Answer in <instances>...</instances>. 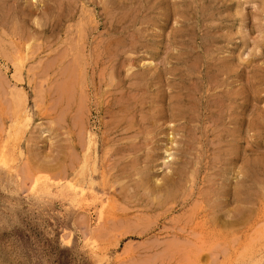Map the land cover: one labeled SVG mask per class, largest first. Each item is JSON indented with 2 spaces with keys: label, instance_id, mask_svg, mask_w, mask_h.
<instances>
[{
  "label": "rangeland",
  "instance_id": "1",
  "mask_svg": "<svg viewBox=\"0 0 264 264\" xmlns=\"http://www.w3.org/2000/svg\"><path fill=\"white\" fill-rule=\"evenodd\" d=\"M0 191V264H264V0H0Z\"/></svg>",
  "mask_w": 264,
  "mask_h": 264
},
{
  "label": "bare ground",
  "instance_id": "2",
  "mask_svg": "<svg viewBox=\"0 0 264 264\" xmlns=\"http://www.w3.org/2000/svg\"><path fill=\"white\" fill-rule=\"evenodd\" d=\"M73 6H74V5H73ZM177 17H178V16H177ZM79 41H80V40H79ZM108 43H109V42H108ZM114 48H115V47H114ZM25 51H26V50H25ZM77 51H78V50H77ZM78 52H79V51H78ZM79 53H80V55H79L78 53H76V55L78 54L77 56L80 57L82 53H81V52H79ZM92 53H93V52H92ZM72 54H73V53H72ZM83 54H84V53H83ZM77 58H78V57H77ZM25 59H28V58L26 57ZM60 61H61V60H60ZM83 61H84V60H83ZM64 63H65V62H64ZM220 64H221V63H220ZM64 65H65V64H64ZM67 65H68V64H67ZM67 65H66V66H67ZM227 65H228V64H227ZM74 67H75V66H74ZM111 67H112V66H111ZM71 68H72V67H71ZM224 68H225L224 65L221 66V69H222L221 71H222V72H224ZM217 69H218V67H217ZM228 69H229V67H228ZM228 69H227V70H228ZM61 70H62V69H61ZM71 70H72V69H71ZM71 70H70V71H71ZM76 70H77V69H76ZM65 71H66V70H65ZM65 71H64V72H65ZM67 71H68V70H67ZM77 71H78V70H77ZM228 71H229V70H228ZM225 72H226V71H225ZM225 72H224V73H225ZM69 73H70V72H69ZM74 73H75V72H74ZM74 73H73V74H74ZM71 75H72V74H71ZM72 76H73V75H72ZM69 77H70V76H69ZM211 77H212V76H211ZM213 77H214V76H213ZM216 77H217V76H216ZM216 77H215V78H216ZM73 78H74V77H73ZM79 78H80V77H79ZM209 78H210V77H209ZM70 79H71V78H70ZM70 79H69V80H70ZM218 79H219V78H218ZM218 79H217V82L219 81ZM65 80H66V79H65ZM75 81H76V79H75ZM222 81H224V79H223ZM214 82H215V81H214ZM220 82H221V81H220ZM68 83H69L70 87L73 85L72 81H70V82H68ZM84 83H85V82H84ZM221 83H222V82H221ZM71 84H72V85H71ZM108 84H109V83H108ZM217 84H218V83H217ZM223 84H224V83H223ZM67 85H68V84H67ZM74 85H75V84H74ZM213 85H215V84H213ZM82 86H83V85H82ZM210 86H211V83H210ZM210 86H209V87H210ZM215 86H216V85H215ZM223 86H225V85H223ZM66 87H68V86H64V87L62 88L63 93H66V92L68 93V91L65 92V88H66ZM70 87L67 88V90L70 89ZM72 87H73V86H72ZM78 87H79V86H78ZM211 87H212V86H211ZM213 87H214V86H213ZM213 87H212V89H213ZM216 87H217V86H216ZM217 88H220V86L217 87ZM204 89H205V88H204ZM220 89H221V88H220ZM222 89H223V88H222ZM222 89H221V90H222ZM58 90H60V89H58ZM221 90H219L220 93H221V92L224 93V92L227 91V90H226V91H225V90H222V91H221ZM69 91H71V89H70ZM60 92H61V91H60ZM78 92H79V91H78ZM83 92H84V91H83ZM229 92H230V91H229ZM229 92H226V95H225V96L228 95V96H227L228 98H229V96H230V93H229ZM69 93H70V92H69ZM227 93H228V94H227ZM224 94H225V93H224ZM224 94H222V95H224ZM66 95L69 96L68 94H66ZM218 95H219V94H218ZM83 96H84V95H82V97H83ZM60 97H61V96H60ZM85 97H86V95H85ZM121 97H122V96H121ZM220 97H221V96H220ZM223 97H224V96H223ZM61 98H62V97H61ZM72 98H74V97H72ZM78 98L80 99L79 96H78ZM83 98H84V97H83ZM218 98H219V97H218ZM218 98H217V96H216V99H218ZM224 98H225V97H224ZM79 99H78V100H79ZM214 99H215V98H213V100H214ZM220 99H221V98H220ZM222 99H223V98H222ZM226 99H227V98H226ZM226 99H224V100H226ZM230 99H231V98H230ZM65 100H66V99H65ZM232 100H233V99H232ZM66 101H67V100H66ZM216 101H217V100H216ZM218 101H219V100H218ZM222 101H223V100H222ZM222 101L220 100L218 103H220V102H222ZM226 101H227V100H226ZM67 102H68V101H67ZM73 102H75V101H73ZM77 102H79V101H77ZM208 102H209V101H208ZM208 102H207V103H208ZM213 102H214V101H213ZM83 103H84V102H83ZM131 103H132V102H131ZM133 103H134V102H133ZM137 103H138V102H137ZM209 103H210V102H209ZM225 103H226V102H225ZM227 103H228V102H227ZM67 104H69V103H67ZM221 104H222V103H221ZM79 105H80V103H78V105H76L75 107H79ZM126 105H127V104H126ZM128 105H129V104H128ZM128 105H127V106H128ZM212 105H213V103H212ZM217 105H218V104H217ZM223 105H224V104H223ZM228 105H229V104H228ZM130 106L133 107L134 105L132 104V105H130ZM130 106H128V107H130ZM192 106H193V105H192ZM213 106H215V105H213ZM219 106H220V104H219ZM219 106H216L215 108H218ZM233 106H234V105H233ZM132 107H131V108H132ZM193 107H194V106H193ZM206 107H207V106H206ZM206 107H205V108H206ZM222 108H223V107H222ZM82 109H83V107H82ZM121 109H122V108H121ZM125 109H126V108H125ZM207 109L210 110L208 107H207ZM219 109H221V107H220ZM223 109H225V107H224ZM228 109H229V107L227 108V111H229ZM211 110H212V109H211ZM220 111H221V110H220ZM225 111H226V110H225ZM227 111H226V113H228ZM76 112H77V111H76ZM212 112H213V111H212ZM214 112H215V110H214ZM221 112H222V111H221ZM229 112H230V111H229ZM231 112H232V111H231ZM63 113H64V112H63ZM65 113H66V112H65ZM77 113H78V112H77ZM117 113H118V112H117ZM206 113H210V112H206ZM83 114H84V113H83ZM122 114H123V113H122ZM126 114H127V113H126ZM210 114H211V116H212V113H210ZM219 114H220V113H219ZM229 114H230V113H229ZM123 115H124V114H123ZM128 115H129V114H128ZM217 115H218V113H217ZM217 115H216V116H217ZM80 116H81V115H80ZM120 116H121V117H124V116H122V115H120ZM129 116H130V115H129ZM221 116H222V114H221ZM221 116H220V117H221ZM223 116H224V115H223ZM72 117H73V116H72ZM118 117H119V116H118ZM209 117H210V116H209ZM209 117H208V118H209ZM25 118H26V117H25ZM25 118H24V119H25ZM127 118H128V117H127ZM177 118H178V117H177ZM211 118H212V117H211ZM211 118H210V119H211ZM213 118H214V117H213ZM226 118H227V117H226ZM228 118H229V116H228ZM231 118H232V117H231ZM231 118H230V119H231ZM24 119H23V120H24ZM74 119H76V120H75L76 123H78V121L81 120L80 117H79V114L76 115V118L74 117ZM121 119H122V118H121ZM124 119H125V118H124ZM174 119H175V116H174ZM127 120H129V119H127ZM177 120H178V119H177ZM216 120H217V119H216ZM238 120H242V119H239V118H238ZM107 121H108V120H107ZM125 121H126V120H125ZM212 122H213V121H212ZM214 122H215V119H214ZM240 122H241V121H240ZM76 123H75V124H76ZM70 124H71V123H70ZM75 124H74V125H75ZM102 124H103V123H102ZM237 124H238V123H237ZM82 125H83V124H82ZM241 125H242V124H241ZM71 126H72V125H71ZM76 126H77V125H76ZM233 126H234V125H233ZM222 127H223V126H222ZM234 127L237 128V126H234ZM72 128H73V126H72ZM75 128H76V127H75ZM77 129L80 130V128H78V126H77ZM219 129H220V128H219ZM221 129H223V128H221ZM232 131H233V130H232ZM236 131H237V130H236ZM236 131H235V132H236ZM238 132H239V131H238ZM76 133H78V132H76ZM236 133H237V132H236ZM91 134H92V133H91ZM86 135H87V134H86ZM126 135H127V134H126ZM233 135H234V133H233ZM88 138H90V137H88ZM126 139H128V138H126ZM91 140H92V139H91ZM169 140H170V138H169ZM127 141H128V140H127ZM87 144H89V143H87ZM133 144H134V143H133ZM19 146H20V145H19ZM85 149H86V148H85ZM93 149H94V148H93ZM95 149H96V148H95ZM227 149H228V148H227ZM89 150H90V149H89ZM230 150H231V148H230ZM86 152H87V149H86ZM86 152H85V153H86ZM22 153H23V152H22ZM82 154H83V153H82ZM81 156H82V155H81ZM3 157H4V156H3ZM94 158H95V157H94ZM168 158H169V157H168ZM170 158H171V157H170ZM96 160H97V158H96ZM83 161H84V160H83ZM80 162H81V161H80ZM93 164H94V161H93ZM165 164H166V163H165ZM205 164H206V163H205ZM95 165H96V164H95ZM213 165H214V164H213ZM96 167H97V166H96ZM132 167H133V166H132ZM95 169H97V168H95ZM95 169H94V170H95ZM3 170H4V169H3ZM213 171H214V170H213ZM82 173H83V171H82ZM165 175H166V174H165ZM79 176H80V174H79ZM88 176H89V175H88ZM1 178H2V177H1ZM163 178H164V177H163ZM4 179H5V178H4ZM41 179H42L41 177H37V178L35 179V181L32 183V186H33V187H34V186H37V185L40 183ZM87 179H88V178H87ZM91 179H92V178H91ZM2 180H3V179H2ZM5 180H6V179H5ZM182 180H183V179H182ZM7 181H8V180H7ZM7 181H6V183H7ZM9 181H11V180H9ZM205 181H206V180H205ZM91 182H92V181H91ZM140 182H142V181H140ZM93 183H94V182H93ZM74 184H75V183H74ZM77 184H78V183H77ZM82 184H84V182H83ZM72 185H73V184H72ZM91 185H92V184H91ZM91 185H90V186H91ZM209 185H210V184H209ZM244 185H245V184H244ZM112 186H113V185H112ZM76 187H77V186H76ZM207 187H208V186H207ZM207 187H206V188H207ZM40 188H41V187H40ZM141 188H142V187H141ZM170 188H171V186H170ZM30 189H32V188L30 187ZM69 189H70V188H69ZM155 190H157V189H155ZM158 190H159V189H158ZM158 190H157V191H158ZM177 190H178V189H175V190L170 189V190H168V192H169V194H170V192L173 193V194H176ZM17 191H18V190H17ZM37 191H38V189L36 190V192H37ZM39 191H41V189H40ZM0 192H1V191H0ZM15 192H16V191H15ZM44 192H45V191H44ZM153 192H155V191H153ZM45 193H46V192H45ZM80 193H81V192H80ZM186 193H187V192H186ZM206 193H207V192H206ZM235 193H238V192H235ZM152 194H153V193H152ZM157 194H158V193H157ZM6 195H7V194H6ZM6 195H5V196H6ZM47 195H48V194H46V196H47ZM184 195H185V194H184ZM212 195H213V194H212ZM237 195H238V194H237ZM130 196H131V195H130ZM158 196H159V195H158ZM158 196H157V197H158ZM32 197H33V196H32ZM37 197H38V196H37ZM42 197H43V196H42ZM50 197H51V196H50ZM52 197H53V196H52ZM59 197H60V196H59ZM181 197H183V196H181ZM244 197H245V196H244ZM249 197H250V196H249ZM16 198H17V197H16ZM203 198H204V197H203ZM219 198H221V197H219ZM27 199H28V198H27ZM75 200H76V199H75ZM150 200H151V199H150ZM163 200H164V199H163ZM11 201H12V200H11ZM85 202H86V201H85ZM116 202H117V201H116ZM244 202H245V201H244ZM3 203H4V202H3ZM23 204H24V203H23ZM26 204H28V203H26ZM47 204H49V203H47ZM28 205H29V204H28ZM33 205H34V204H33ZM18 206H19V205H18ZM35 206H36V205H35ZM20 208H21V207H20ZM22 208H24V207L22 206ZM56 209H57V208H56ZM33 210H35V209L33 208ZM79 210H80V209H79ZM229 210H230V209H229ZM49 211H50V210H49ZM1 212H2V211H1ZM21 212H22V211H21ZM5 213H6V212H5ZM23 213H24V212H23ZM15 214H16V213H15ZM78 214H79V213H78ZM53 215H54V214H53ZM0 216H1V215H0ZM2 217H3V216H2ZM2 217H1V218H2ZM4 217H5V216H4ZM13 217H14V216H13ZM56 217H57V216H56ZM240 217H241V216H240ZM52 218H53V217H52ZM225 218H226V217H225ZM4 219H5V218H4ZM17 220H19V219H17ZM50 220H51V219H50ZM242 220H243V219H242ZM10 221H11V220H10ZM10 221H9V222H10ZM4 222H5V221H4ZM11 222H13V221H11ZM1 223H2V222H1ZM70 223H71V222H70ZM121 223H122V222H121ZM50 224H52V223H50ZM50 224H49V225H50ZM7 225H8V224H7ZM74 225H75V224H74ZM134 225H135V224H134ZM10 226H11V225H10ZM72 226H73V225H72ZM6 227H7V226H6ZM16 227H17V226H16ZM77 228H78V227H77ZM18 229H19V228H18ZM56 229H57V228H56ZM0 230H1V229H0ZM54 230H55V229H54ZM69 230H70V228H69ZM75 230H76V229H75ZM75 230H74V231H75ZM6 232H7V231H6ZM59 232H60V231H59ZM66 232H67V231H66ZM72 232H73V231H72ZM127 232H128V231H127ZM47 233H48V232H47ZM57 233H58V232H56V235H57ZM62 233H63V232H62ZM8 234H9V233H8ZM30 234H31V233H30ZM45 234H46V233H45ZM48 234H49V233H48ZM48 234H46V235H48ZM53 234H54V233H53ZM53 234H52V235H53ZM66 234H67V233H66ZM15 235H16V234H15ZM61 235H62V234H61ZM67 235H68V234H67ZM10 236H11V235H10ZM11 237H12V236H11ZM25 237H26V236H25ZM31 237H32V236H31ZM55 237H56V236H55ZM61 238H63L62 240H64V239L67 240V239H68V238H65L64 236L61 237ZM45 239H46V238H45ZM55 239H56V238H55ZM55 239H54V240H55ZM16 240H17V239H16ZM33 240H34V238H33ZM54 240H53V241H54ZM68 240H69V239H68ZM11 241H12V240H11ZM17 241H18V240H17ZM53 241H52V242H53ZM33 242H34V241H33ZM33 242H32V243H33ZM165 242H166V241H165ZM17 243H18V242H17ZM74 243H75V242H74ZM11 244H12V243H11ZM79 244H80V243H79ZM174 244H175V243H174ZM33 245H34V244H33ZM37 245H38V244H37ZM37 245H36V247H37ZM65 245H66V244H65ZM83 245H84V244H83ZM11 246H12V245H11ZM29 246H30V245H29ZM49 246H51V245H49ZM78 246H79V245H78ZM163 246H164V245H163ZM19 247H20V246H19ZM21 247H22V246H21ZM73 247H75V246H73ZM82 247H83V246H82ZM87 247H88V245H87ZM14 248H15V247H14ZM37 248H38V247H37ZM63 248H64V247H63ZM91 248H92V247H91ZM11 249H13V248H11ZM15 249H16V248H15ZM32 249H33V248H31V250H32ZM49 249H50V248H49ZM56 249H58V248H56ZM80 249H81V248H80ZM90 250H92V249H90ZM11 251H12V250H11ZM11 251H10V252H11ZM17 251H18V250H17ZM52 251H54V250H52ZM56 251H57V250H56ZM27 252H28V251H27ZM37 252H38V250H37ZM49 252H50V251H49ZM54 252H55V251H54ZM0 253H1V252H0ZM31 253H33V252H31ZM39 253H41V252H39ZM44 253H45V252H44ZM57 253H59V252L57 251ZM63 253H64V252H63ZM34 254H35V253H34ZM45 254H46V253H45ZM45 254H44V255H45ZM93 254H94V253H93ZM11 255H12V254H11ZM48 255H49V254H48ZM62 255H63V254H62ZM65 255H66V254H65ZM97 255H98V254H97ZM1 256H2V255H1ZM57 256H58V255H57ZM57 256H56V257H57ZM23 257H24V256H23ZM23 257H22V258H23ZM44 257H45V256H44ZM54 257H55V256H54ZM64 257H65V256H64ZM68 257H69V256H68ZM93 257H95V256H93ZM97 257H98V256H97ZM50 258H51V256H50ZM86 258H87V257H86ZM2 259H3V258H2ZM23 259H24V258H23ZM29 259H30V257H29ZM42 259H43V258H42ZM54 259H55V258H54ZM65 259H66V258H65ZM90 259H91V258H90ZM4 260H5V259H4ZM30 260H31V259H30ZM48 260H49V259H48ZM52 260H53V259H52ZM56 260H57V259H56ZM70 260H71V259H70ZM86 260H87V259H86ZM9 261H10V260H9ZM91 261H93V260H91ZM34 262H35V261H34ZM44 262H45V261H44ZM50 262H51V261H49V263H50ZM70 262H71V261H70ZM94 262H95V261H94ZM103 262H104V261H103ZM254 262H255V261H254ZM256 262H257V261H256ZM256 262H255V263H256ZM259 262H260V261H259ZM5 263L7 264V262H5ZM26 263H27V262H26ZM47 263H48V261H47ZM67 263H68V259H67ZM92 263H93V262H92ZM96 263H97V262H96ZM252 263H253V262H252ZM255 263H254V264H255ZM260 263H261V262H260ZM8 264H10V263L8 262ZM32 264H33V263H32ZM58 264H62V263H59V262H58ZM87 264H88V263H87ZM258 264H259V263H258ZM261 264H262V263H261Z\"/></svg>",
  "mask_w": 264,
  "mask_h": 264
}]
</instances>
